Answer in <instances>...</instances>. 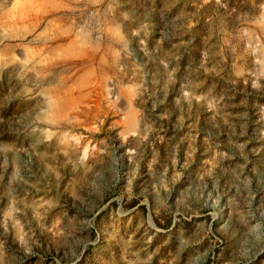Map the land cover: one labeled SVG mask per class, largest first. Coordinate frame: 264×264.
<instances>
[{
  "label": "rangeland",
  "instance_id": "rangeland-1",
  "mask_svg": "<svg viewBox=\"0 0 264 264\" xmlns=\"http://www.w3.org/2000/svg\"><path fill=\"white\" fill-rule=\"evenodd\" d=\"M0 264H264V0H0Z\"/></svg>",
  "mask_w": 264,
  "mask_h": 264
}]
</instances>
